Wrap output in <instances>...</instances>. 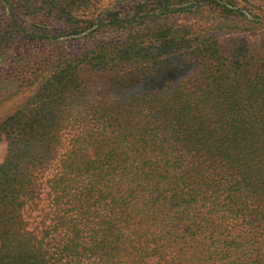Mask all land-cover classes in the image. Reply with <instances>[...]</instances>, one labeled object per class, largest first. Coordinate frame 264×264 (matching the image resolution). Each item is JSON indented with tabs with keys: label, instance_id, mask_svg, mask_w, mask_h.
Masks as SVG:
<instances>
[{
	"label": "trees",
	"instance_id": "16d2710c",
	"mask_svg": "<svg viewBox=\"0 0 264 264\" xmlns=\"http://www.w3.org/2000/svg\"><path fill=\"white\" fill-rule=\"evenodd\" d=\"M176 42L88 61L109 83L75 113L87 127L48 181L54 216L39 239L24 208L39 198L66 100L83 95L68 86L76 67L42 79L2 123L0 264H264V59L251 74L213 44L193 70Z\"/></svg>",
	"mask_w": 264,
	"mask_h": 264
},
{
	"label": "rangeland",
	"instance_id": "374dc122",
	"mask_svg": "<svg viewBox=\"0 0 264 264\" xmlns=\"http://www.w3.org/2000/svg\"><path fill=\"white\" fill-rule=\"evenodd\" d=\"M170 38L177 41L176 57L193 70L204 61L198 51L215 44L225 54H240L256 74L264 59V0H0V128L36 94L42 79L67 65L76 67L67 72V80L74 77L68 86L83 91L66 100L53 162L39 172V198L24 208L27 229L37 239L54 216L48 181L85 134L87 126L75 113L95 106L109 83V72L90 68L88 61L122 44L150 53ZM5 154L0 133V163Z\"/></svg>",
	"mask_w": 264,
	"mask_h": 264
}]
</instances>
